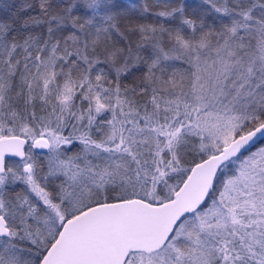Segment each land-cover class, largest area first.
I'll return each mask as SVG.
<instances>
[{
	"label": "snow or ice",
	"instance_id": "6c2138e0",
	"mask_svg": "<svg viewBox=\"0 0 264 264\" xmlns=\"http://www.w3.org/2000/svg\"><path fill=\"white\" fill-rule=\"evenodd\" d=\"M0 264H264V0H0Z\"/></svg>",
	"mask_w": 264,
	"mask_h": 264
}]
</instances>
